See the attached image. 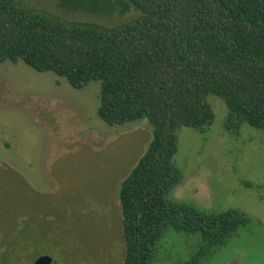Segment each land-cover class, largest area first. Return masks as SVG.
<instances>
[{
    "label": "rangeland",
    "instance_id": "374dc122",
    "mask_svg": "<svg viewBox=\"0 0 264 264\" xmlns=\"http://www.w3.org/2000/svg\"><path fill=\"white\" fill-rule=\"evenodd\" d=\"M28 12L66 22L122 26L124 15L72 9L61 0H18ZM101 82L82 89L24 61L0 62V264H123L126 255L123 180L153 138L147 119L109 125L99 115ZM215 121L206 132L180 131L175 157L184 178L176 201L204 211L240 209L251 222L202 264H264V130L244 122L225 128L220 97H209ZM199 236L169 230L157 264H181L199 248Z\"/></svg>",
    "mask_w": 264,
    "mask_h": 264
},
{
    "label": "trees",
    "instance_id": "16d2710c",
    "mask_svg": "<svg viewBox=\"0 0 264 264\" xmlns=\"http://www.w3.org/2000/svg\"><path fill=\"white\" fill-rule=\"evenodd\" d=\"M61 1L106 15H124L133 3L143 14L107 28L0 0V62L22 60L76 89L100 81L99 115L109 125L147 119L153 138L120 191L123 264H157L169 230L199 236L198 250L181 264H202L252 218L236 208L209 212L171 198L184 178L175 161L180 131L210 128L211 95L227 105V131L240 135L244 122L264 130V0Z\"/></svg>",
    "mask_w": 264,
    "mask_h": 264
},
{
    "label": "water",
    "instance_id": "95a60500",
    "mask_svg": "<svg viewBox=\"0 0 264 264\" xmlns=\"http://www.w3.org/2000/svg\"><path fill=\"white\" fill-rule=\"evenodd\" d=\"M55 261H53L52 258H45L43 261H38L37 264H54Z\"/></svg>",
    "mask_w": 264,
    "mask_h": 264
}]
</instances>
